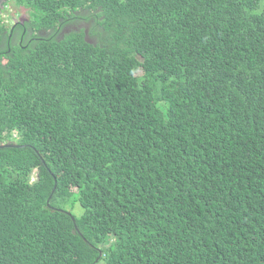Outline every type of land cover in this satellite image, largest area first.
Returning <instances> with one entry per match:
<instances>
[{
	"label": "trees",
	"instance_id": "trees-1",
	"mask_svg": "<svg viewBox=\"0 0 264 264\" xmlns=\"http://www.w3.org/2000/svg\"><path fill=\"white\" fill-rule=\"evenodd\" d=\"M8 3L0 264H264V0Z\"/></svg>",
	"mask_w": 264,
	"mask_h": 264
},
{
	"label": "rangeland",
	"instance_id": "rangeland-1",
	"mask_svg": "<svg viewBox=\"0 0 264 264\" xmlns=\"http://www.w3.org/2000/svg\"><path fill=\"white\" fill-rule=\"evenodd\" d=\"M9 3L4 8L3 13H2L3 16L1 17V20L3 22L7 21L8 23H10V18L12 16L18 17L20 14L23 18L27 19V21H28L30 13L27 9L22 8V7H17L15 5H12ZM74 25H77V27L83 28V27H88L90 25V23H89V20L83 19V20H79L75 23H71V28H74ZM32 178H34V174H33ZM67 208H70V207L67 206ZM70 209H71L72 213L77 215V216H79L83 211L82 206L77 201L73 202V206Z\"/></svg>",
	"mask_w": 264,
	"mask_h": 264
},
{
	"label": "flooded vegetation",
	"instance_id": "flooded-vegetation-1",
	"mask_svg": "<svg viewBox=\"0 0 264 264\" xmlns=\"http://www.w3.org/2000/svg\"><path fill=\"white\" fill-rule=\"evenodd\" d=\"M3 11V10H2ZM1 11V13H0V16L2 17L3 16V12ZM27 21V19H25V18H23L22 16H21V14L18 16V17H14V16H12L11 18H10V23H8L7 21H6V26L8 25L9 26V30H12L14 27H16V26H23L24 25V23ZM26 27H24V30H23V32H25L26 31Z\"/></svg>",
	"mask_w": 264,
	"mask_h": 264
},
{
	"label": "water",
	"instance_id": "water-1",
	"mask_svg": "<svg viewBox=\"0 0 264 264\" xmlns=\"http://www.w3.org/2000/svg\"><path fill=\"white\" fill-rule=\"evenodd\" d=\"M6 0H0V11L4 8V3H5ZM14 146H24V145H19V144H16V143H13V142H9V143H4V144H0V147H14ZM56 186L54 185L53 189H52V193L54 192ZM51 193V195H52ZM51 195L49 196L48 200L50 199ZM69 214H71L70 212H68ZM72 219L73 216H72Z\"/></svg>",
	"mask_w": 264,
	"mask_h": 264
},
{
	"label": "clouds",
	"instance_id": "clouds-1",
	"mask_svg": "<svg viewBox=\"0 0 264 264\" xmlns=\"http://www.w3.org/2000/svg\"><path fill=\"white\" fill-rule=\"evenodd\" d=\"M4 4H5V3H4ZM4 8H5V7H4ZM4 8H3L2 10H4ZM2 10H1V11H2ZM1 11H0V13H1ZM2 12H3V11H2ZM0 18H1V16H0ZM5 24H6V22H5ZM7 27H8V29H9V26H8V25H7Z\"/></svg>",
	"mask_w": 264,
	"mask_h": 264
}]
</instances>
